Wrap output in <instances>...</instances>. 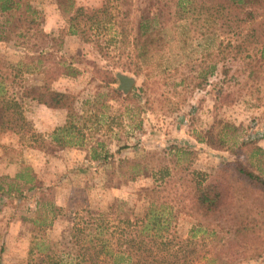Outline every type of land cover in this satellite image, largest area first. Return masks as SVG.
<instances>
[{"label":"trees","instance_id":"trees-1","mask_svg":"<svg viewBox=\"0 0 264 264\" xmlns=\"http://www.w3.org/2000/svg\"><path fill=\"white\" fill-rule=\"evenodd\" d=\"M65 1L67 6L62 10L68 14L60 32L91 43L101 57L118 51L120 44L130 50V61L113 62L100 73L102 87L107 89L104 94L110 93V99L125 105L122 111L118 107L113 116H108L107 130L120 126L123 118L139 127L135 119L139 105L131 108L125 104L131 99L118 87L117 74L137 75L140 59L163 41L161 31L166 25L187 22L193 32L220 36L215 49L207 53L210 63L200 68L195 87L207 83L219 62L221 74L227 75L230 68L223 62L228 60H239L240 69L247 75L257 78L264 73V0H136L134 33L129 36L122 29H113L104 41L100 36L103 29H111V10L120 12L123 8L127 12L135 0H101L95 8ZM3 13L10 15V31L21 28L16 37L48 36L40 28V12L31 0H0ZM2 29L0 26V40L5 39ZM51 40L59 41L60 36ZM114 41L119 45L109 49ZM44 49L49 47L26 54L15 63L0 57V134L28 138V143L39 149L46 145L85 148L89 160L109 166L108 181L113 186L142 176L148 177L149 184L135 193V200L141 201L139 206L113 198L102 210L81 208L71 212L56 204L48 195L49 188L42 187L24 167L13 179L26 184L27 191L36 189L37 195L33 210L22 218L30 225L31 235L19 264H235L262 254L264 149L252 140L236 141V126L217 119L219 106L233 102L232 92L215 89L212 123L206 129L193 130L191 136L212 150L243 155L244 163L224 162L207 174L192 168L193 150L176 144L160 152L146 151L140 157L115 158L124 143L111 152L102 140L88 141L91 132L98 130L102 110L107 107L104 94H97L94 100H80L79 111L75 94L50 86L58 73L73 76L75 70L64 66L63 61L50 60L52 52ZM26 75L38 76V82L26 86ZM25 100L64 110L63 123L48 136L34 132L24 115ZM94 122L97 124L89 126ZM5 191L22 195L17 183L7 184ZM180 219L188 223L185 231L180 229ZM56 220H62L64 226L55 238H49L45 232ZM2 250L0 245V254Z\"/></svg>","mask_w":264,"mask_h":264},{"label":"rangeland","instance_id":"rangeland-1","mask_svg":"<svg viewBox=\"0 0 264 264\" xmlns=\"http://www.w3.org/2000/svg\"><path fill=\"white\" fill-rule=\"evenodd\" d=\"M70 2L73 6L95 8L101 0ZM31 3L39 10L40 28L48 36L27 34L25 38H18L15 33L17 30L21 32V28L10 31V15L0 14V26L5 34V39L0 40V57L7 63H15L26 54H35L36 50L49 47L44 50L52 52L50 60L63 61L64 66L69 65L75 70L73 76L58 73L50 86L75 94V106L81 111L80 100H94L97 94L107 92L100 82L101 71L109 68L113 62L125 64L130 61V50L125 44L119 45L114 41L109 49L113 45H119L120 49L101 57L91 43H83L74 35L60 32L68 14L62 10L63 6H67L65 0H31ZM136 5L135 0L127 12H123V8L120 12L111 10L114 15L111 29H103L102 36L99 35L103 41L112 34L113 29L116 32L122 29L129 36L134 33L138 15L134 9ZM191 28L187 22L166 25L161 31L163 41L140 59L141 71L137 75L119 73L133 80L127 89L131 100L125 104L131 108L139 105L135 116L139 127L128 124V120L123 118L120 126L112 123L113 126L106 129L108 116H113L118 107L122 111L125 106L118 105L109 98L110 93H106L104 104L107 107L102 110L98 130L91 132L88 138L89 144L102 140L105 148L113 152L118 144L124 143L125 147L114 154L115 158L140 157L146 151L160 152L166 150L169 144L184 146L195 153L192 168L207 174L214 173L224 162L232 165L244 163L243 155L234 156L227 150H212L195 142L191 136L193 130L206 129L212 123L214 91L221 88L232 92L234 100L231 104L219 106L215 111L217 119L236 126V141L252 140L264 149V73L257 78L247 75L246 71L240 69L239 60H228L223 62L230 68L227 75L221 74L219 62L208 76L207 83L195 87L200 68L210 63L207 53L215 49L220 36L214 32L199 34ZM58 36L59 41L51 40ZM37 82L38 76L24 77L26 86L31 87ZM23 108L33 131L42 136H48L65 119L64 110L49 109L33 101L25 100ZM94 124L97 123L89 126ZM29 141L11 133L0 134V245L3 249L0 264H19L25 257L31 235L30 225L22 218L29 216L33 210L37 190L27 191L26 184L13 179L14 174L24 167L29 168L42 187L49 188L48 195L56 204L71 212L81 208L102 210L113 198L137 206L141 204V201L135 200V193L149 184L148 177H137L113 186L108 181L109 166L89 160L85 148L46 145L39 149L32 147ZM15 183L22 192L20 196L15 195L14 191H5L7 184ZM178 224L183 231L188 227L185 219H180ZM63 226L62 220H56L45 235L55 238ZM261 237L264 240V228ZM235 264H264V251L259 257Z\"/></svg>","mask_w":264,"mask_h":264},{"label":"water","instance_id":"water-1","mask_svg":"<svg viewBox=\"0 0 264 264\" xmlns=\"http://www.w3.org/2000/svg\"><path fill=\"white\" fill-rule=\"evenodd\" d=\"M118 80H119V85L118 87L122 89L124 93L127 92V89L130 87L132 84L133 80L131 77H128L124 74H117Z\"/></svg>","mask_w":264,"mask_h":264}]
</instances>
